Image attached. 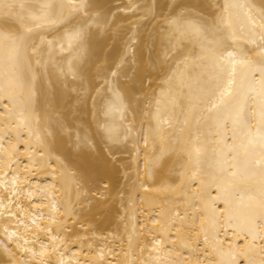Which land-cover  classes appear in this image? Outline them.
Wrapping results in <instances>:
<instances>
[{"label":"bare ground","instance_id":"6f19581e","mask_svg":"<svg viewBox=\"0 0 264 264\" xmlns=\"http://www.w3.org/2000/svg\"><path fill=\"white\" fill-rule=\"evenodd\" d=\"M264 0H0V264H264Z\"/></svg>","mask_w":264,"mask_h":264},{"label":"snow or ice","instance_id":"6c2138e0","mask_svg":"<svg viewBox=\"0 0 264 264\" xmlns=\"http://www.w3.org/2000/svg\"><path fill=\"white\" fill-rule=\"evenodd\" d=\"M259 54L264 57V44L261 45V51Z\"/></svg>","mask_w":264,"mask_h":264}]
</instances>
